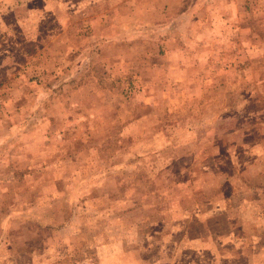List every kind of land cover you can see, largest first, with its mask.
Segmentation results:
<instances>
[{"label": "rangeland", "instance_id": "rangeland-1", "mask_svg": "<svg viewBox=\"0 0 264 264\" xmlns=\"http://www.w3.org/2000/svg\"><path fill=\"white\" fill-rule=\"evenodd\" d=\"M251 200L264 0H0V264H187L233 228L264 264Z\"/></svg>", "mask_w": 264, "mask_h": 264}, {"label": "crops", "instance_id": "crops-1", "mask_svg": "<svg viewBox=\"0 0 264 264\" xmlns=\"http://www.w3.org/2000/svg\"><path fill=\"white\" fill-rule=\"evenodd\" d=\"M251 202L253 204H261L264 203L263 201L260 202H255L253 200H251ZM264 208L262 210V214L264 215ZM224 218L225 220V224L231 228L233 224H240V219H239V214L236 212L234 213V215L232 213H225L223 212ZM203 220H207L208 223V217L211 216L209 214H202L201 215ZM200 220V219H199ZM204 220V221H205ZM212 220H209V222ZM259 228L264 229V223H260L258 224ZM229 237L230 240L233 244V246L240 252V254L236 255L234 253H229V251H222L223 253L219 252V251H215L214 248H210L209 245H207V242H204L202 240V237H199L195 240H193V244H195V246H197V250L196 254L197 256L194 258H191L189 260V262L187 264H238L239 263V259H244L245 260V264H252V262L254 261V258H259L260 254L259 253V249L256 250L255 248H251L252 246V242L247 238V236L243 235V234H239L238 231H236L234 228L230 230L229 232ZM194 239V238H193ZM206 240V239H205ZM199 246H203L204 247V253H206L207 258L205 257L203 259V256L200 253V249ZM224 253L230 255L228 258V262L227 263H223L224 262ZM243 255V256H242ZM162 257V256H161ZM261 261H264L263 258H260ZM162 264V263H161ZM165 264V263H164Z\"/></svg>", "mask_w": 264, "mask_h": 264}]
</instances>
